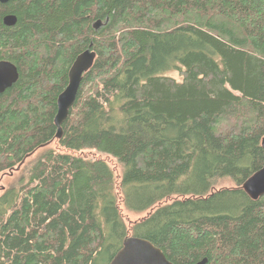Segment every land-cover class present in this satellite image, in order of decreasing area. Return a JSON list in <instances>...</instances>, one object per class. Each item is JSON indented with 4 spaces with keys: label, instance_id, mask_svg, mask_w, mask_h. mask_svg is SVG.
<instances>
[{
    "label": "trees",
    "instance_id": "16d2710c",
    "mask_svg": "<svg viewBox=\"0 0 264 264\" xmlns=\"http://www.w3.org/2000/svg\"><path fill=\"white\" fill-rule=\"evenodd\" d=\"M88 49L57 140L58 97ZM0 61L20 75L0 95V174L55 140L68 151L47 148L0 197V264H109L129 236L173 264H264V197L242 189L264 166V0L0 3ZM85 151L115 159L120 184ZM121 200L148 211L130 230Z\"/></svg>",
    "mask_w": 264,
    "mask_h": 264
},
{
    "label": "water",
    "instance_id": "95a60500",
    "mask_svg": "<svg viewBox=\"0 0 264 264\" xmlns=\"http://www.w3.org/2000/svg\"><path fill=\"white\" fill-rule=\"evenodd\" d=\"M15 0H0L1 4H8ZM6 27H15L17 17L7 15L4 18ZM101 21L95 24V30L100 29ZM96 53L91 49L80 54L69 70V83L66 89L59 95L57 100V114L55 125L57 127V140L63 136V125L67 122L72 108L74 107L84 75L93 68ZM20 75L16 65L9 61H0V95L11 89L19 81ZM264 149V139L262 142ZM24 163V162H23ZM243 191L253 201L264 197V166L248 179L242 186ZM203 259L196 264H207ZM109 264H173L164 253L149 241L129 236L125 239L122 248L116 253Z\"/></svg>",
    "mask_w": 264,
    "mask_h": 264
},
{
    "label": "rangeland",
    "instance_id": "374dc122",
    "mask_svg": "<svg viewBox=\"0 0 264 264\" xmlns=\"http://www.w3.org/2000/svg\"><path fill=\"white\" fill-rule=\"evenodd\" d=\"M169 77H172L174 79H176L177 81H181L182 78L179 76V73L177 72H173L169 74ZM48 149H53L57 152H63V153H68L67 150L63 149L57 140L53 141L51 144L42 147L41 149H39L38 151H36L33 155H31L30 157H28L27 159H25V162L23 163V165L18 168L15 167L14 170L10 171V172H4L2 174H0V197L7 192L9 189H11L13 186L16 188H19V184L22 183L23 181H26L29 175L28 172V167H25V165L29 164L30 162L35 161L36 159H38L40 157V155ZM80 156H84L86 158H90V159H94V160H103L105 161L113 170L116 180L118 182V184H120V180L122 177V168L121 166L118 164V162L105 155V154H101L98 152H94V151H85L83 152ZM218 189H223V188H232L235 187V184L229 180V179H222L218 182L217 185ZM120 204V209L122 211V215L123 218L126 222V225L128 227V229L130 230L132 228V226L142 220L145 216H147V212L144 213H132L130 211H128L123 203V200L119 201ZM131 235V232H130Z\"/></svg>",
    "mask_w": 264,
    "mask_h": 264
},
{
    "label": "bare ground",
    "instance_id": "6f19581e",
    "mask_svg": "<svg viewBox=\"0 0 264 264\" xmlns=\"http://www.w3.org/2000/svg\"><path fill=\"white\" fill-rule=\"evenodd\" d=\"M101 26H102V23H101ZM100 26V27H101ZM95 63V62H94ZM94 66V65H93ZM86 75V74H85ZM78 97V96H77ZM77 101V100H76ZM23 162H25V160L23 161ZM23 162L18 166V168H20L22 165H23ZM260 171V170H259ZM245 184V183H244Z\"/></svg>",
    "mask_w": 264,
    "mask_h": 264
},
{
    "label": "flooded vegetation",
    "instance_id": "af4514ba",
    "mask_svg": "<svg viewBox=\"0 0 264 264\" xmlns=\"http://www.w3.org/2000/svg\"><path fill=\"white\" fill-rule=\"evenodd\" d=\"M102 26H104V24H103V23H102ZM102 26H101V27H102Z\"/></svg>",
    "mask_w": 264,
    "mask_h": 264
}]
</instances>
